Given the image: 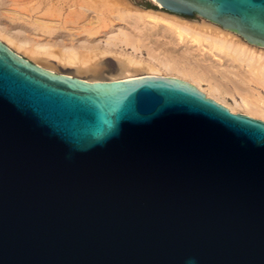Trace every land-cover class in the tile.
I'll return each mask as SVG.
<instances>
[{
	"label": "water",
	"instance_id": "1",
	"mask_svg": "<svg viewBox=\"0 0 264 264\" xmlns=\"http://www.w3.org/2000/svg\"><path fill=\"white\" fill-rule=\"evenodd\" d=\"M264 46V0H157ZM0 264H264V120L175 76L87 80L0 40Z\"/></svg>",
	"mask_w": 264,
	"mask_h": 264
},
{
	"label": "bare ground",
	"instance_id": "2",
	"mask_svg": "<svg viewBox=\"0 0 264 264\" xmlns=\"http://www.w3.org/2000/svg\"><path fill=\"white\" fill-rule=\"evenodd\" d=\"M13 1L14 0H0V9L3 8L5 9L4 11L7 10L9 15L12 13L14 16H23L25 13H20V10L18 11L14 9V7L7 8L11 5L15 6V4H12ZM87 2L88 0H74V2L69 5V14L66 13L67 16L65 15L64 18H61L63 15H60V19L58 17L54 18L56 17L54 14V17H39V15L36 16V18L39 23L53 27L64 25L65 28L67 27L66 25H71L68 24L71 22L72 26L69 27L70 32L73 30H80L83 32L84 29L86 30V27L92 26L99 21V16L96 15V18L94 17L95 19L90 16L91 12H94V14L97 12L95 10L92 11V7H87ZM153 2L157 4V0H153ZM17 6L15 7L18 8ZM127 10L125 9V11L123 10L122 12L119 11L118 14L114 15L112 18L109 23L110 30L107 32L108 34H106L107 42L104 43L106 46L102 45L104 47L97 53L98 56L101 54L108 56L110 53V55H117L118 58V54L115 53H118L119 49L116 50V47L131 46L136 50L141 43L149 45L150 43L156 42L160 39L157 37L163 33L165 39L168 40V43L166 42L165 44L168 46L170 45V51L167 52L171 59H162L165 55L162 58L156 57L155 55L157 53H153V45H145L149 51L148 54L152 57L151 60L146 63L149 72L145 75H168L181 78L194 84L206 93L208 97L214 98L218 102L224 104L232 112L238 113L242 111V113L264 120V94L255 93L254 89L249 85V82L253 80L264 90V46L250 44L240 34L231 32L230 29L224 28L221 25L210 24L208 23V19L203 17V21L200 24H195L181 18L182 16L180 17V15H168L166 12L134 8V6L132 10L130 9L131 11ZM75 16L76 19H74ZM30 17L31 16H29V18ZM5 36L8 37V39L15 38L18 46L30 47L31 52L34 54H42V56H46V54L48 56L53 55V52L48 49V44L42 41H34V43H31L30 40L24 39V37L21 38L22 36L19 37L14 35L10 29L0 27V40ZM92 42L89 44L88 41L83 40L82 42H78V44H72L66 47L62 60L74 66L83 65L81 66V70L79 68L81 73L97 74L101 72L103 64L97 61V59L86 65L87 61L84 59L85 63H83V59L81 60L78 56L81 47L86 49L95 48L100 43ZM156 43H158V41ZM100 45L101 44H99V47ZM141 46L143 45L141 44ZM122 53L121 51L119 53L121 58L124 57H122ZM97 55L95 56L97 57ZM127 56L128 55H125V57ZM131 56L120 59L119 62L122 67V70H120L122 73H126V75L119 78L137 76L133 74L127 75V73L130 71L132 72V70L138 66V63H141V61L137 59L134 60V57ZM99 57L101 58V56ZM36 63L55 71L52 68L53 65H50L51 67L49 66L51 62L48 64ZM202 82H205L208 87L204 88V86L201 85ZM237 95L240 97V100H238ZM227 96L234 98L235 105L226 102L225 97Z\"/></svg>",
	"mask_w": 264,
	"mask_h": 264
},
{
	"label": "rangeland",
	"instance_id": "3",
	"mask_svg": "<svg viewBox=\"0 0 264 264\" xmlns=\"http://www.w3.org/2000/svg\"><path fill=\"white\" fill-rule=\"evenodd\" d=\"M73 2H74V0H19V1L16 0V2L14 0L12 2V4H15V6L18 5L17 6L18 8H16L13 5H11L7 8H11V7L13 8L14 7V9H17L18 11L20 10V13H23V14L25 13L23 16H17V15L14 16V14L11 13L13 15L12 16L11 14L9 15L7 10L4 11L5 9H3V8L0 9V27H5L7 29H10L14 35H17L19 37L22 36L21 38L24 37V39L30 40L31 43H34V41H36V42L42 41V42L48 44L47 45L48 49L53 52V55L48 56L46 54V56H42V54H40V55L34 54L33 52H31L30 47L18 46L16 43L17 40L15 38H14L15 40L12 38L8 39V37L5 36L2 38L1 41L5 42L8 46H10L16 52L25 56L26 58H28L32 62H35V63L40 62L42 64H46V63L48 64L51 62L49 64V66L53 65L52 68L56 72H64V73H68V74H73V75H76V76H79L82 78H86L88 80L113 79V78L123 77V75L125 76L126 73H124V72L122 73V71H121L122 67H121V64L119 61H120V59L127 58L128 56H131V55H132L131 57H134L133 58L134 60L137 59L138 61H141L140 64L142 65L143 68L138 63V66L136 68H134L132 70V72L130 71L129 73H127V75L133 74V75L140 76V75H145V74H147V72H149L148 66H146L147 65L146 63L149 60H151L152 57L148 54L149 51H148L147 47H145L146 44H144V43H141L143 46H141V44H139V46H138V48H136V50L133 49L131 46H118V47H116V50L119 49V52L118 53L113 52V53L118 54L119 59L117 58V55H114V54L110 55V53L108 54V56L101 54V55H99V56H101V58H100L97 55V53L99 51H101L104 46H106L104 43L107 42V38H106L107 35L106 34H108L107 32L110 30V28H109L110 24L109 23L111 22L114 15L118 14L119 11L122 12L123 10L125 11V9L126 10L128 9L127 11H131L133 6H134V8L136 7V8L146 9V10L161 11V12L168 13L167 11H165L164 8L158 7L156 2H153V0H88L87 7H89V8L92 7L91 10L93 9L92 11L95 10L98 13V14L97 13L94 14V12H91L92 14L90 13V16H92V18H94L96 15L99 16V21L96 22L92 26L86 27V30L84 29L83 32L80 30H73L72 32H70L69 27L72 26L71 22L68 23L71 25H66L67 27H65V28H64V25L58 26V27H56V26L53 27V26H48V25L45 26V25L38 22L36 16H39V15H40L39 17H44V16L45 17H47V16L54 17V16H56L54 18L58 17L59 19L63 15V17H61V18H64L65 15L67 16V14H69V5ZM128 4H129V6H128ZM130 4H131V6H130ZM124 7H125V9H124ZM53 14H54V16H53ZM28 15L31 17L29 18ZM181 18L188 20L190 22H193L195 24H200L203 21L202 17L182 16ZM74 19H76V16ZM77 19H78V17H77ZM24 21H26V22H24ZM74 24H76V23H74ZM163 35L164 34L162 33V35H159L157 37V38H160L159 40L156 39L158 41V43H156L157 42L156 41V42H153L152 44L150 43L149 45H151V46L153 45L152 46V48L154 50L153 53L154 54H155V52L157 53L155 55L156 57L162 58L164 55L165 56L168 55L167 57L164 56L162 59H164V58H166V59L170 58L171 59V57L168 53L170 51V47H169L170 45L168 46L167 44H165L166 42L168 43V40L165 39V37ZM161 36H163V37H161ZM188 38H190V37H188ZM81 40L82 41L86 40V41H88L89 44L92 41H93L92 43H94V42L99 43L100 42L99 43V44H101L100 47H99V44L97 45V47L90 48V49H88V48L86 49L84 47L83 48L81 47L79 49L80 53L78 52V56L80 57L81 60L83 59L82 60L83 63H85V60L87 61L86 65L89 64V62L90 63L94 62L97 59V61H99L103 64V69L101 72H99L97 74L81 73L80 70L82 69L81 66H83V65H75L74 66V65L68 64L62 60V57H64L63 55H64L66 47L71 46L72 44H78V42H82ZM102 45H104V46H102ZM149 45H146V46H149ZM120 51H121V53L124 52V53H122L123 55L121 54L122 57L124 56L123 58L120 57V54H119ZM94 53H96V54H94ZM124 54L128 55V56L125 57ZM95 55H97V57ZM79 68H80V70H79ZM201 85L204 86V88L208 87V85L205 82H202ZM249 85L252 87V89H254L255 93L258 92L260 94H264L263 88L259 84H257L255 81L251 80L249 82ZM237 98H238V100H240L239 96ZM225 100L228 104L235 105L234 98H232L231 96L225 97ZM241 113H242V111H241Z\"/></svg>",
	"mask_w": 264,
	"mask_h": 264
}]
</instances>
